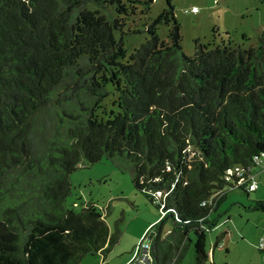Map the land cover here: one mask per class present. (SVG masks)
Here are the masks:
<instances>
[{
    "label": "trees",
    "instance_id": "1",
    "mask_svg": "<svg viewBox=\"0 0 264 264\" xmlns=\"http://www.w3.org/2000/svg\"><path fill=\"white\" fill-rule=\"evenodd\" d=\"M155 1L0 0V264L111 252L120 227L66 202L77 167L103 159L165 213L146 233L160 231L153 264H180L190 244L193 264H213L210 217L229 192L253 193L230 189L226 172L256 177L264 155V25L256 45L196 39L188 56L172 0L147 23ZM137 15L147 38L128 53Z\"/></svg>",
    "mask_w": 264,
    "mask_h": 264
},
{
    "label": "rangeland",
    "instance_id": "2",
    "mask_svg": "<svg viewBox=\"0 0 264 264\" xmlns=\"http://www.w3.org/2000/svg\"><path fill=\"white\" fill-rule=\"evenodd\" d=\"M172 5L180 25L182 48L188 56L194 54L196 39H200L203 44L218 45L230 37L234 44L256 45L264 25V0H172ZM193 6L198 9L197 13L191 12ZM166 7V0H156L148 14L147 23H151L150 20L155 19ZM139 18L138 15L132 18L134 23L130 24V29H140L142 32L126 33L124 36L128 53L147 38L142 27L145 21H138ZM158 34L162 40H167L168 28L160 26ZM244 35L248 42L243 40ZM254 172L257 173L259 189L248 195L242 190L229 192L224 203L210 218L211 222L216 220L217 226L207 235L208 251L211 252L215 239L222 233L228 232L233 236L230 242L229 239L225 242L231 250L229 254L223 248L215 249L214 264H225V261L230 264H264L257 245L260 240L264 241V212L255 211L256 204L264 202V158L261 167H256ZM70 181L72 191L67 197V205L77 212L81 211L84 204L97 205L110 230L113 232L120 227L122 231L115 248L124 249L133 243L134 251L142 239L134 242L142 224L154 221L150 224L152 226L163 214L135 188L131 169L117 162L103 159L93 165H79L71 174ZM157 196L161 197L160 194ZM172 226V221L168 220L163 230L164 237ZM192 246L190 244L185 251L180 264H190L194 253ZM131 256L132 253L127 258L131 259ZM92 258L86 257L80 264H90Z\"/></svg>",
    "mask_w": 264,
    "mask_h": 264
},
{
    "label": "built area",
    "instance_id": "3",
    "mask_svg": "<svg viewBox=\"0 0 264 264\" xmlns=\"http://www.w3.org/2000/svg\"><path fill=\"white\" fill-rule=\"evenodd\" d=\"M192 13H197L198 9L193 7L191 10ZM264 155L262 156V160ZM261 160V163H262ZM225 180L227 183L231 184L230 189L233 188H244L247 192H255L258 189V182L255 176L245 174L244 170L240 167L230 168L226 172ZM218 193L214 194L211 200L216 197ZM205 205V203H204ZM163 215L165 214L162 212ZM258 249L261 253H264V241L260 240L258 244ZM154 256L152 249V240L149 238V235H143L142 239L135 247L132 252L131 259L128 264H153Z\"/></svg>",
    "mask_w": 264,
    "mask_h": 264
},
{
    "label": "crops",
    "instance_id": "4",
    "mask_svg": "<svg viewBox=\"0 0 264 264\" xmlns=\"http://www.w3.org/2000/svg\"><path fill=\"white\" fill-rule=\"evenodd\" d=\"M193 7H196V6H193ZM257 181H258V177H257ZM258 189H259V185H258ZM255 192H253V193H255ZM152 223H154V221L142 224L140 230L137 232V234L135 236V239H134L135 243L138 242L143 237V235L145 234L146 230L148 229V227ZM232 237H233L232 234L227 232V234L223 236V238L221 239V242L218 243V245H216V247H214L215 246V242H214L211 252L208 251V256L210 258L209 262H213V264H214L215 249L216 248L225 249L227 254H229L231 252V250L227 246V243H225V242L227 241V239H229L228 241L230 242V239H232ZM225 244H226V246H225ZM115 247L111 250L110 253L107 254V256L105 258L102 255H100V254H98L96 257L92 258L93 261L90 264H127L129 262V259H130V258H127V257H129L131 255V253L133 252L132 251L133 248H134L133 247V243H132L131 246H129L127 248H124V249L115 248ZM112 253H114V255ZM259 253H260V255H262V260H263V263H264V253H261L260 251H259ZM116 255H117V257H115ZM255 256H256V254H255ZM259 260H261V258ZM193 261H194V254H193V257L190 258V261H189L190 264H193ZM225 264H230V263H227L225 261Z\"/></svg>",
    "mask_w": 264,
    "mask_h": 264
},
{
    "label": "water",
    "instance_id": "5",
    "mask_svg": "<svg viewBox=\"0 0 264 264\" xmlns=\"http://www.w3.org/2000/svg\"><path fill=\"white\" fill-rule=\"evenodd\" d=\"M258 203H260V202H258ZM256 206H257V204H256ZM258 211H261L260 209L258 210ZM168 218H170V217H168ZM217 226V224L215 223V227ZM160 234V231H158V233L156 234V233H151L150 235H149V238L152 240V249L153 250H155V247H156V241H157V238H158V235ZM210 259V258H209Z\"/></svg>",
    "mask_w": 264,
    "mask_h": 264
}]
</instances>
